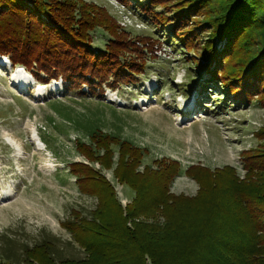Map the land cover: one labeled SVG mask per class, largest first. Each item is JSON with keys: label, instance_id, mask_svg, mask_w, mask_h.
<instances>
[{"label": "trees", "instance_id": "1", "mask_svg": "<svg viewBox=\"0 0 264 264\" xmlns=\"http://www.w3.org/2000/svg\"><path fill=\"white\" fill-rule=\"evenodd\" d=\"M120 1L170 45L181 43L193 54L195 67L208 72L207 81L203 75L194 81L198 92L221 93L215 107L230 101L264 109V0ZM97 28L112 36L103 47L94 45ZM122 30L106 7L85 0H0V56L42 84L62 78L68 92L81 93L85 84L92 91H103L104 84L135 87L147 62ZM186 86L180 85L182 91L196 87ZM49 105L72 126L79 155L113 169V178L134 196L123 206L98 170L73 164L69 174L79 191L97 197L90 216L71 211L79 222L67 225L86 258L55 262L44 241L27 250V264H264V127L254 131L258 146L240 154L243 175L231 165L183 170L180 161L166 157L146 164L147 149L59 101ZM39 137L57 156L43 130ZM182 171L198 184L193 196L170 191Z\"/></svg>", "mask_w": 264, "mask_h": 264}, {"label": "rangeland", "instance_id": "2", "mask_svg": "<svg viewBox=\"0 0 264 264\" xmlns=\"http://www.w3.org/2000/svg\"><path fill=\"white\" fill-rule=\"evenodd\" d=\"M85 1L109 10L132 45L143 49L147 70L137 75L135 87L110 88L104 84L103 91H92L85 84L81 93L68 92L62 78L42 84L27 70L13 67L0 56L4 61L0 62V261L7 264H27V250L44 241L52 249L50 256L55 262L86 258L83 246L67 225L74 227L79 222L72 220L71 211L90 216L97 197L79 191L69 174L73 164L79 162L98 170L112 183L123 206L134 196L130 187L113 178V169L79 155L72 126L63 124L50 101L72 107L104 131L147 149L146 164L166 157L180 161L183 170L194 164L212 169L231 165L243 175L241 152L259 144L254 131L264 127L263 108L256 103L227 101L218 109L214 99L220 91L208 88L198 92L200 86L194 81L202 75L207 81L208 72L195 67L193 54L187 53L181 43L170 45L171 41L159 36L142 14L120 0ZM111 37L104 28H97L95 47H103ZM3 64L12 69V74H18L16 80H10ZM17 84L26 87L19 89ZM182 84L196 87L185 92ZM40 130L52 139L57 156L40 140ZM181 173L170 191L195 195L197 182ZM77 212L74 215L78 216Z\"/></svg>", "mask_w": 264, "mask_h": 264}, {"label": "bare ground", "instance_id": "3", "mask_svg": "<svg viewBox=\"0 0 264 264\" xmlns=\"http://www.w3.org/2000/svg\"><path fill=\"white\" fill-rule=\"evenodd\" d=\"M0 62H4L3 60H0ZM7 62V61H6ZM25 74V73H24ZM26 76H28L27 74H25ZM30 77V76H29ZM18 78V74H12V79L16 80ZM24 79V78H23ZM31 79V77H30Z\"/></svg>", "mask_w": 264, "mask_h": 264}]
</instances>
